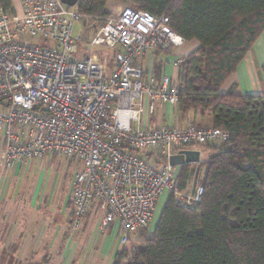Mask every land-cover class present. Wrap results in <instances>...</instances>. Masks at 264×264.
Listing matches in <instances>:
<instances>
[{
	"label": "built area",
	"instance_id": "built-area-1",
	"mask_svg": "<svg viewBox=\"0 0 264 264\" xmlns=\"http://www.w3.org/2000/svg\"><path fill=\"white\" fill-rule=\"evenodd\" d=\"M77 5L19 0L15 14L0 5V165L13 168L47 153L69 159L73 230L95 204L101 230L118 223L120 243L134 251L132 234L150 226L164 190L186 206L203 193L201 185L194 196L180 191L170 156L230 135L194 122L153 125L150 114L176 105L181 92L179 78L140 64L147 52L185 41L167 15L128 6L97 30L89 26L91 48L114 50L108 72L93 51L77 56L85 34L81 24L76 32L83 18Z\"/></svg>",
	"mask_w": 264,
	"mask_h": 264
},
{
	"label": "trees",
	"instance_id": "trees-1",
	"mask_svg": "<svg viewBox=\"0 0 264 264\" xmlns=\"http://www.w3.org/2000/svg\"><path fill=\"white\" fill-rule=\"evenodd\" d=\"M125 1L167 15L171 29L199 43L180 64L178 112L181 118L191 111L209 113L212 126L230 137L189 146L208 154L180 165L176 179L188 196L201 185L199 200L186 206L170 192L156 229H142L137 250L118 252L113 264H264V94L221 91L264 31V0ZM107 2L79 0L77 8L102 26L114 15ZM0 5L16 13L13 0ZM193 178L189 195L185 190Z\"/></svg>",
	"mask_w": 264,
	"mask_h": 264
},
{
	"label": "crops",
	"instance_id": "crops-1",
	"mask_svg": "<svg viewBox=\"0 0 264 264\" xmlns=\"http://www.w3.org/2000/svg\"><path fill=\"white\" fill-rule=\"evenodd\" d=\"M13 5L15 10H20L19 0H13ZM198 44L195 40H185L169 52L151 50L140 64L156 75L179 78L178 59L186 57ZM221 91L244 95L264 94V31L225 81ZM158 109V117L152 120L153 125L194 122L212 126L209 113L203 115L191 111L181 118L177 105L166 104ZM195 149L201 151L202 160L204 150ZM67 165H71V161L55 153H47L41 159L26 160L13 168L0 165V264H113L117 253L127 249L120 243L118 223L107 231L101 230V212L94 208L95 204L84 216L81 228L73 230V170L71 167L66 171ZM174 170L177 176L179 166ZM185 191L189 195L194 193V178ZM163 193L165 198L159 207L160 198L157 201L149 231L160 217L170 192L164 190L161 196ZM140 231L133 233L140 234Z\"/></svg>",
	"mask_w": 264,
	"mask_h": 264
},
{
	"label": "rangeland",
	"instance_id": "rangeland-1",
	"mask_svg": "<svg viewBox=\"0 0 264 264\" xmlns=\"http://www.w3.org/2000/svg\"><path fill=\"white\" fill-rule=\"evenodd\" d=\"M16 4H18L17 1H16ZM128 5L129 4L125 0H108V2H107V8L109 9V11L112 14H115L119 10H122L123 8L128 7ZM80 24L82 25V29L84 30L85 34H84V42H80L79 43V52L77 53V56H81L85 52L91 53V51H93L94 53H96V54L99 55L101 61H104L105 62L106 66H107V68L109 70L108 72L112 71V68L114 66V56H113L114 55V50L113 49H110V48H107L105 46H96L94 48H91L90 44L86 42V41H88V39L90 38V36L92 34V32L89 31V26H94V29L97 30L101 26L99 20L98 19L89 20L87 17L84 16L80 20V22L76 25V32H77V29L80 27ZM29 40H30V42H35L37 44H41L40 43L41 40H40L39 37H37V38H31V37H29ZM158 110L159 109L157 107L156 110H155V112L152 113V114H150L152 120H154V121H155L156 117H158ZM204 153L207 156L208 151H204ZM71 167H72V165H67L65 167V170L68 171ZM205 170L206 169H203L202 170L201 179L204 178ZM62 173H64V172H62ZM55 174H56V177H58V174L57 173H55ZM189 188H191L190 185H189ZM164 193L162 194V196H160V199L158 201L157 207H159V205L162 203V200L165 198ZM166 195H167V193H166ZM160 218H161V215L158 218V220L156 221L155 225L152 227L151 231H154L156 229V227H157V225L159 223ZM132 238H133L134 241H136V240L138 241L139 239H141V236L137 232V233H133L132 234ZM130 248H131L130 245H128L127 246V249H130Z\"/></svg>",
	"mask_w": 264,
	"mask_h": 264
},
{
	"label": "water",
	"instance_id": "water-1",
	"mask_svg": "<svg viewBox=\"0 0 264 264\" xmlns=\"http://www.w3.org/2000/svg\"><path fill=\"white\" fill-rule=\"evenodd\" d=\"M69 6L78 4L79 0H62ZM201 161V151L195 148H185L179 150L176 154L170 156L169 163L174 166H180L188 163H198Z\"/></svg>",
	"mask_w": 264,
	"mask_h": 264
},
{
	"label": "bare ground",
	"instance_id": "bare-ground-1",
	"mask_svg": "<svg viewBox=\"0 0 264 264\" xmlns=\"http://www.w3.org/2000/svg\"><path fill=\"white\" fill-rule=\"evenodd\" d=\"M84 17V16H83Z\"/></svg>",
	"mask_w": 264,
	"mask_h": 264
}]
</instances>
